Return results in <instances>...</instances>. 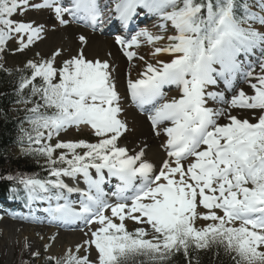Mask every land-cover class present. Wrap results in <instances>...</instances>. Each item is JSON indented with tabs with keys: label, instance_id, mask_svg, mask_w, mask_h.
Wrapping results in <instances>:
<instances>
[{
	"label": "snow or ice",
	"instance_id": "snow-or-ice-1",
	"mask_svg": "<svg viewBox=\"0 0 264 264\" xmlns=\"http://www.w3.org/2000/svg\"><path fill=\"white\" fill-rule=\"evenodd\" d=\"M257 3L264 12V0ZM28 6V0H0V51L13 33L27 34V44L21 36L20 50L40 37L42 27L13 19ZM33 7H54L61 24L67 23L65 13L93 28L103 23L99 0H71L70 7L44 0ZM142 10L163 21L162 31L168 30L169 22L175 30L167 37L169 43L153 53L171 58L146 63L140 78L128 80L133 101L141 108L152 105L148 119L153 127L165 121L171 124L164 128L168 159L159 170L144 159L143 149L130 155L118 146L127 124L120 118L121 97L107 61L86 59L80 50L57 69V51L52 59L29 61L31 76L21 79V90L31 86V95L39 96L27 110L32 131L25 135L39 145L34 151L47 157L52 177L19 178L28 200L48 201L46 211L52 220L83 221L89 228L99 225L90 228L91 239L85 241L94 245L95 261L69 250L55 264H136L139 257L147 264H166L173 252L182 249L187 255L190 247L212 245L234 253L235 264H264V32L250 23L264 25V15L250 11L247 0H118L115 4L117 18L124 24ZM140 38L154 43L165 37L146 29L129 40L117 36L129 60L136 53L128 49L138 46ZM79 39L86 42L83 36ZM257 50L260 73L255 75L248 57ZM37 77L42 80L39 86L34 83ZM238 78L249 83L253 95L240 89L225 101L223 92L207 90L220 83L233 89ZM165 85L179 86L180 97L158 103ZM208 99L227 103L228 108L259 109L261 114L250 122L227 109L206 106ZM225 116L228 122L219 123ZM81 124L93 129L98 142L42 143L45 136L50 141L53 135ZM80 148L86 150L78 153ZM56 149L68 151L53 158ZM62 177L82 178L87 185L78 208L68 194L79 189ZM113 177L119 181L118 202L110 204L104 185ZM198 206L206 211L198 213ZM125 219L149 226L151 237L143 226L128 231ZM197 219L211 223L198 228Z\"/></svg>",
	"mask_w": 264,
	"mask_h": 264
},
{
	"label": "rangeland",
	"instance_id": "rangeland-1",
	"mask_svg": "<svg viewBox=\"0 0 264 264\" xmlns=\"http://www.w3.org/2000/svg\"><path fill=\"white\" fill-rule=\"evenodd\" d=\"M106 1V2H105ZM249 4V10L257 12L260 15H264V12L261 11L257 0H247ZM29 6L23 11H18L14 16V20L28 22L33 25V27H42V32L40 37L35 39L28 47L20 50V40L23 36L24 43L27 44V34H12L11 39L7 40L3 46V51H0L3 62L5 66L9 69L20 68L29 61L35 63H40L52 59L54 54L59 51V55L55 56L54 66L58 69L62 66L65 60L76 56L80 50H83V53L86 59L89 60H101L107 61L109 64V71L113 82L115 83L116 89L121 97L120 104L122 107V112L120 118L124 120L127 124V131L118 140V146L123 147V143L126 144L125 148L129 150V154L133 155L141 149L144 150V153L149 150L155 143L167 141L166 134L162 128H153L152 132L146 126V123L139 118V114L134 111L133 106L125 101L126 96L129 97L130 92L128 90V80H135L137 77L140 78V73L145 69L146 63L153 62L152 57H150L151 50L153 46L150 45L147 40L140 38V44L138 46H133L128 49V51H133L136 55L129 60L125 55V49L116 42V39L113 35H105L99 32L97 29H92L87 23L85 25H80L77 21L73 20V17L67 13L64 14L63 18L67 21L66 24H61L60 20L57 18L54 7H33V5H43L44 0H28ZM60 6L61 3L56 1ZM104 6L101 8L103 11V23L102 26H107L106 23L107 15H109L112 10V6L118 0H99V3H104ZM70 3L67 4L70 5ZM66 7V6H62ZM70 7V6H68ZM255 9H257L255 11ZM117 21V20H116ZM159 21V26H153L150 29H146L151 32L153 35L164 36V42L160 47L166 46L169 41L167 40V35L173 34L174 29H172L168 24V30L162 31L160 28L161 21ZM105 22V23H104ZM101 25L98 28L102 27ZM257 30L264 32V25L252 24ZM141 27V26H140ZM141 30L134 31V33L129 37L135 35ZM162 31V32H161ZM80 36L85 38L86 42L80 41ZM99 36L100 38H97ZM106 37H109L110 42ZM125 39V38H124ZM117 43V45H115ZM96 44V46H94ZM110 44L109 46H103ZM101 46L105 48L102 49ZM151 51V52H150ZM259 51H255V54L248 57V60L253 63L255 67L254 74L258 75L260 69L257 63V58L259 57ZM257 56V57H255ZM143 57V59H141ZM254 79H252L253 81ZM247 81L243 79L241 81L242 86H244ZM208 88V91L213 92H224L225 101H229L233 94L230 91H227L225 87H215ZM169 89V88H168ZM180 89L176 85L174 89L166 90L164 92V97L159 103H163L168 98H174L173 92H177ZM228 92V93H227ZM249 95L254 94V90L251 89L250 92H246ZM170 100V99H169ZM213 105L214 108H224L227 109L232 115H236L240 119H250V122H255V117H258L261 114L259 109L255 110H246L240 108H228L227 103L223 102H211L210 105ZM217 105V106H215ZM209 107V102L207 100V105ZM241 111H251L252 115L242 116ZM219 123H227V117H221L218 121ZM159 133V137H155L154 133ZM163 134V135H161ZM163 139H162V138ZM166 137V138H165ZM158 138V139H155ZM98 137L95 136L93 129L86 124H81L78 127L72 126L67 128L64 131L56 136L53 135L52 139L49 141L50 144L54 145L58 141H86L88 143L98 142ZM159 141V142H158ZM166 143H164L165 145ZM165 148L164 146H162ZM160 149V148H159ZM86 150V149H85ZM78 152V151H77ZM80 153V152H78ZM148 153V152H147ZM165 154V153H164ZM155 155V154H154ZM148 156L144 155L146 160ZM155 162V160L151 161ZM69 181V180H68ZM109 183L112 185H119L118 180H112ZM69 186L78 188L75 180L68 182ZM105 191H108L104 186ZM74 203L81 198L79 191L75 192ZM63 202V201H61ZM118 200L111 199V203H116ZM206 210L202 206H198L197 212L204 213ZM222 214V213H218ZM43 215V214H41ZM106 215L111 216V212L108 211ZM44 216V215H43ZM37 217L30 218L28 214L20 213V218H13L11 214H0V264H12L16 260L26 258L27 261L33 260L34 264H41L46 258H63L69 254V250L73 255L80 257L88 256L90 261H95L97 259V251L92 245L91 247L88 244H85V241L91 239L92 230L99 227L98 224L93 223L90 228L86 226L84 222H80L77 227H70L65 222L52 220L49 215H45V219L42 220V223H35ZM114 222L119 223L118 218L113 217ZM58 223L60 225L67 226V228H60L55 225ZM128 231L132 232L137 227H145L149 232V237L152 235V231L147 225L137 224L135 221L130 219H125L124 221ZM196 227L202 228L206 224L211 223V221H204L202 219L196 220ZM238 226V222H237ZM87 233V235H86ZM63 234L67 236L62 237ZM81 246L79 252H77V246ZM54 249H58L54 252ZM50 252L56 253V256L51 257Z\"/></svg>",
	"mask_w": 264,
	"mask_h": 264
},
{
	"label": "trees",
	"instance_id": "trees-1",
	"mask_svg": "<svg viewBox=\"0 0 264 264\" xmlns=\"http://www.w3.org/2000/svg\"><path fill=\"white\" fill-rule=\"evenodd\" d=\"M31 72L32 69L28 64L22 68L8 69L0 57V203L7 199H15L29 206L34 200H28L26 190L19 183V178L52 179L49 175L50 165L47 157L35 152L34 149L39 145L31 143L25 135L26 132L32 131L28 122L30 113L27 110L39 100V96L31 95V86L20 89L21 79L30 77ZM34 83L39 86L42 83L41 78L37 77ZM25 100L32 102L24 103ZM45 139L46 136L43 140ZM67 151V149H56L53 158ZM233 255L234 253H227L223 246L212 245L199 250L190 247L187 255L182 249L173 252L166 264H235ZM142 262L147 264L144 257L137 258L136 264ZM13 264H22V261Z\"/></svg>",
	"mask_w": 264,
	"mask_h": 264
},
{
	"label": "bare ground",
	"instance_id": "bare-ground-1",
	"mask_svg": "<svg viewBox=\"0 0 264 264\" xmlns=\"http://www.w3.org/2000/svg\"><path fill=\"white\" fill-rule=\"evenodd\" d=\"M156 23H158V22H153V23H151V24H156ZM150 26H151V25H149L147 28H149ZM170 26H171V24H170ZM141 29H143V27H141ZM96 37H97V38H100L99 36H96ZM106 41H107V42H110L109 39L106 40ZM110 43H111V42H110ZM162 44H164V42H162V41H156V42H154V43H150V45L153 46V49L151 50L152 52L150 51V52H151V53H150V57H152L153 62H150V63L155 64L157 60L168 61V60L171 58L169 55H167V54H165V53H161V54H159V55H153L155 48L160 47ZM109 45H110V44L103 45V46H109ZM94 46H96V44H95ZM103 46H101V48L105 50V48H104ZM144 67H145V66H144ZM142 71H144V70H142ZM137 78H138V77H137ZM251 82H252V83H256L255 80H253V81H251ZM240 89H243L245 92H250L251 87H250L249 83L246 84V85H244V86H242L241 83L238 82V83L233 87V89H232V94H234V92H238ZM248 95H249V94H248ZM240 114H244V115H242V116H246V118H247L248 116L252 115V112H251V111H241ZM254 119H256V117H255ZM248 120H250V119L248 118ZM163 126L165 127V125H163ZM147 152H148V154H158V155H160L162 158H164V154L160 151L159 146H158V144H156V143H155L152 147H150L149 150H148ZM74 207L78 208L79 205H78V206H74ZM64 236H67V235H66V234H63L62 237H64ZM57 250H58V249H54V252H56Z\"/></svg>",
	"mask_w": 264,
	"mask_h": 264
}]
</instances>
